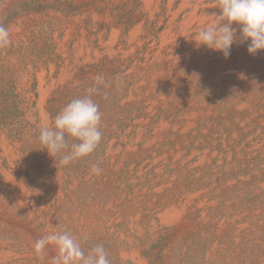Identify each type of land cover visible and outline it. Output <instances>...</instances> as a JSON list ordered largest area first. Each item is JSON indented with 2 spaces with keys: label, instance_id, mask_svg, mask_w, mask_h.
Listing matches in <instances>:
<instances>
[{
  "label": "rangeland",
  "instance_id": "obj_1",
  "mask_svg": "<svg viewBox=\"0 0 264 264\" xmlns=\"http://www.w3.org/2000/svg\"><path fill=\"white\" fill-rule=\"evenodd\" d=\"M216 7L0 0V264H51L53 230L111 264H264V51L235 24L227 59L197 47ZM91 87L101 142L62 165L39 130Z\"/></svg>",
  "mask_w": 264,
  "mask_h": 264
},
{
  "label": "clouds",
  "instance_id": "obj_2",
  "mask_svg": "<svg viewBox=\"0 0 264 264\" xmlns=\"http://www.w3.org/2000/svg\"><path fill=\"white\" fill-rule=\"evenodd\" d=\"M221 14L212 22L201 28L194 42L197 47L204 46L222 53L224 58L231 55V47L236 43V28L241 33V43L250 41L247 51L255 55L264 51V0H215ZM9 28L0 25V48L11 44ZM96 83L103 84L102 76H97ZM88 94L68 103L54 118L51 126L45 124L39 130V141L49 156H59L62 165L89 156L99 146L102 139V113L99 105L92 99L98 91L91 87ZM72 143L69 146V140ZM102 169L94 165L93 174L99 175ZM86 239V237H84ZM49 245L55 247L56 255L51 264H111L103 245L92 248L87 255L81 248L78 239L67 231L53 230L34 243L35 252L41 257Z\"/></svg>",
  "mask_w": 264,
  "mask_h": 264
},
{
  "label": "bare ground",
  "instance_id": "obj_3",
  "mask_svg": "<svg viewBox=\"0 0 264 264\" xmlns=\"http://www.w3.org/2000/svg\"><path fill=\"white\" fill-rule=\"evenodd\" d=\"M19 190V189H18ZM23 192V191H22ZM21 192V193H22ZM179 205V204H178ZM110 211V210H109ZM111 212V211H110ZM170 215L167 214V217H173V216H179L180 215V212H181V208L179 207H173L170 211ZM78 225V224H77ZM99 225V224H98ZM135 223H132V226H134ZM110 226V225H109ZM26 228V227H25ZM52 228V227H51ZM33 231V230H32ZM29 233V232H28ZM51 250V249H50ZM136 253L132 254V256H135ZM26 264V263H25Z\"/></svg>",
  "mask_w": 264,
  "mask_h": 264
}]
</instances>
